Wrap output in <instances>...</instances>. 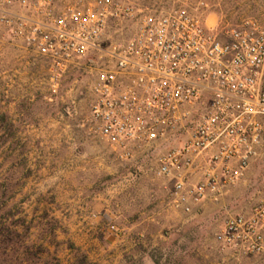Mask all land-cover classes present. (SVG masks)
Segmentation results:
<instances>
[{
    "label": "rangeland",
    "instance_id": "374dc122",
    "mask_svg": "<svg viewBox=\"0 0 264 264\" xmlns=\"http://www.w3.org/2000/svg\"><path fill=\"white\" fill-rule=\"evenodd\" d=\"M118 1L144 12L180 4ZM199 13L219 30L264 26V0H210ZM115 28L124 38L134 24ZM95 72L76 61L54 79L45 56L0 34V264H264L218 238L231 214L264 198V147L219 200L182 212L155 163L122 162L96 130Z\"/></svg>",
    "mask_w": 264,
    "mask_h": 264
},
{
    "label": "built area",
    "instance_id": "2783aa9c",
    "mask_svg": "<svg viewBox=\"0 0 264 264\" xmlns=\"http://www.w3.org/2000/svg\"><path fill=\"white\" fill-rule=\"evenodd\" d=\"M178 2L144 12L118 0H0V34L45 56L54 79L92 62L96 130L122 162L155 163L174 206L191 213L240 182L264 147V26L219 30L199 13L210 0ZM126 22L123 38L115 27ZM218 238L264 255V198L231 214Z\"/></svg>",
    "mask_w": 264,
    "mask_h": 264
}]
</instances>
